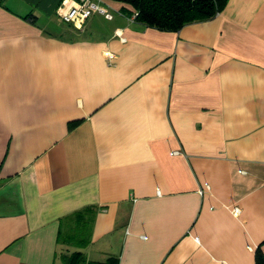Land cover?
<instances>
[{"label":"crops","instance_id":"0c3cea01","mask_svg":"<svg viewBox=\"0 0 264 264\" xmlns=\"http://www.w3.org/2000/svg\"><path fill=\"white\" fill-rule=\"evenodd\" d=\"M61 1L0 0V264H256L264 0L177 31Z\"/></svg>","mask_w":264,"mask_h":264},{"label":"trees","instance_id":"16d2710c","mask_svg":"<svg viewBox=\"0 0 264 264\" xmlns=\"http://www.w3.org/2000/svg\"><path fill=\"white\" fill-rule=\"evenodd\" d=\"M119 3L120 10L134 21L161 31H177L182 26L213 18L228 0H108ZM58 264H115L86 262L79 253H62ZM256 264H264V254L256 250Z\"/></svg>","mask_w":264,"mask_h":264},{"label":"built area","instance_id":"2783aa9c","mask_svg":"<svg viewBox=\"0 0 264 264\" xmlns=\"http://www.w3.org/2000/svg\"><path fill=\"white\" fill-rule=\"evenodd\" d=\"M57 15L61 21L80 28L95 13L111 19L112 14L95 0H62L58 5Z\"/></svg>","mask_w":264,"mask_h":264},{"label":"rangeland","instance_id":"374dc122","mask_svg":"<svg viewBox=\"0 0 264 264\" xmlns=\"http://www.w3.org/2000/svg\"><path fill=\"white\" fill-rule=\"evenodd\" d=\"M94 1H95V0H94ZM97 3H98V2H97ZM101 6H102V7H106V6H104V5H101ZM106 8H107V7H106ZM107 9H108V8H107ZM110 13H111V12H110ZM52 28H53V26H52ZM52 31L55 32V31H57V29H56V28H53Z\"/></svg>","mask_w":264,"mask_h":264}]
</instances>
